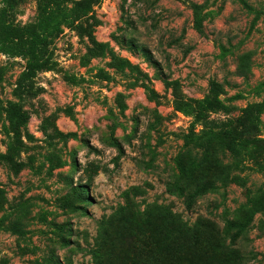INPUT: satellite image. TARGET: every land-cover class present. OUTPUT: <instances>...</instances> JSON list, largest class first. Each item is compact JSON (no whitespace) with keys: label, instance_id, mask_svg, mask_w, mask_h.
<instances>
[{"label":"rangeland","instance_id":"rangeland-1","mask_svg":"<svg viewBox=\"0 0 264 264\" xmlns=\"http://www.w3.org/2000/svg\"><path fill=\"white\" fill-rule=\"evenodd\" d=\"M149 1L0 0V264H264L243 183L175 187L207 121L264 141V0Z\"/></svg>","mask_w":264,"mask_h":264},{"label":"trees","instance_id":"trees-1","mask_svg":"<svg viewBox=\"0 0 264 264\" xmlns=\"http://www.w3.org/2000/svg\"><path fill=\"white\" fill-rule=\"evenodd\" d=\"M135 4H149V0H132ZM252 53H245L237 58L235 75L246 79L251 73ZM217 85L213 86V92ZM211 106L215 112H227L217 101ZM245 111L248 112V109ZM231 124L234 120L207 121L204 124L210 134L208 138L201 135L194 137L185 147V155L177 164L179 173L176 184L177 195L183 200L187 212H191L194 199L209 191L225 189L231 185L243 183L247 200L243 210V219L239 216L226 223L221 234L224 240H235L247 230L251 217L264 214V141L240 138ZM239 127H242L239 124ZM244 136V135H243ZM253 171L263 178L256 188L246 187L248 177L244 172Z\"/></svg>","mask_w":264,"mask_h":264}]
</instances>
